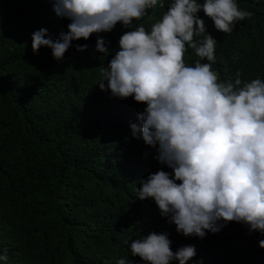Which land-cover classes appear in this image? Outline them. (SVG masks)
Instances as JSON below:
<instances>
[{"label":"trees","instance_id":"16d2710c","mask_svg":"<svg viewBox=\"0 0 264 264\" xmlns=\"http://www.w3.org/2000/svg\"><path fill=\"white\" fill-rule=\"evenodd\" d=\"M162 2L163 9L148 10L134 24L150 29L172 0ZM237 3L254 15L230 34L198 14L218 41L213 69L221 80L237 70L244 81L264 79V0ZM69 22L48 0H0V254L7 253L6 264H116L125 257L144 264L131 256L130 244L150 231L167 232L173 251L195 245L189 264H264V235L247 225L228 222L203 239L185 237L153 200L138 199L141 179L171 169L131 135L130 124L139 123L146 105L113 98L96 85L126 29L118 23L99 34L110 53L95 50L93 34L74 41L62 61L46 46L33 54L34 31L45 28L55 40ZM84 44L85 51L76 50ZM198 59L189 48L186 63Z\"/></svg>","mask_w":264,"mask_h":264},{"label":"clouds","instance_id":"9594fccd","mask_svg":"<svg viewBox=\"0 0 264 264\" xmlns=\"http://www.w3.org/2000/svg\"><path fill=\"white\" fill-rule=\"evenodd\" d=\"M70 22L55 40L47 29L32 33L33 54L51 49L62 61L74 41L97 35L96 51L110 53L101 33L119 23L126 31L119 47L100 69L96 85L121 100L132 97L146 107L131 123V135L155 150L154 159L171 172L157 170L139 181L138 199L153 200L160 215L185 237L205 238L228 222L247 225L264 235V79L221 80L213 69L217 40L208 32L204 13L221 32L230 34L238 21L254 13L237 0H172L146 29L148 10L162 0H48ZM202 37V39H200ZM88 45H77L85 51ZM198 59L185 61L188 49ZM206 60L207 62H201ZM148 155L147 153L145 154ZM167 232L150 231L130 244L132 257L144 264H189L195 245L172 250ZM264 248V240L259 242ZM7 253L0 254L6 262ZM116 264H135L119 258Z\"/></svg>","mask_w":264,"mask_h":264}]
</instances>
